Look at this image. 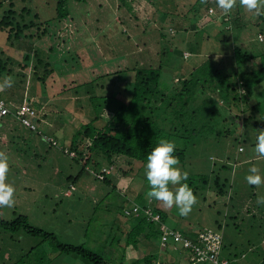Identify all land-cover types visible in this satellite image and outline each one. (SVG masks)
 <instances>
[{
  "label": "rangeland",
  "instance_id": "obj_1",
  "mask_svg": "<svg viewBox=\"0 0 264 264\" xmlns=\"http://www.w3.org/2000/svg\"><path fill=\"white\" fill-rule=\"evenodd\" d=\"M123 1L124 6L118 0H86L81 3L69 0V15L77 16L78 25L85 22V26L90 28L87 32L80 30L78 34H71L70 28H67L71 21L67 18L54 20L57 0H17L16 21L20 24H34L32 30L23 31L27 36L33 35L34 40L22 39V43L13 38L7 40L6 32L0 31V84H3L5 78L10 77L12 80L10 87H3L4 90L0 91V97L16 105L25 97L28 100L31 96H36L37 103L33 106L40 119L37 128L53 137L57 143L53 148L49 147L42 141L41 135L30 132L14 117H7L0 122V153L7 157L9 164L6 183L15 189V203L12 207L1 206V218L9 222L18 216H25L31 226L54 234L62 244L82 246L110 259L118 254L119 246L126 240V233L131 231L127 223L133 221L124 215L123 210L130 208L133 203L139 204L151 199L147 195L149 186L143 168L122 176L118 165L113 167L111 176H108L112 184L110 187L96 181L94 173L107 166L106 163L96 167L88 166V171L74 183V187L69 185V178H75L82 165L62 149L69 147L75 131L82 122H86L85 116L90 118L85 113L77 122L72 119L73 112L80 108L84 112H90L91 108L87 102L88 96L84 98L79 92V98L75 99L80 103L69 105L64 92L71 89L74 81L78 83L80 80H89L94 83L91 85L94 90L89 87L77 91L85 90V94L95 92V101H112L134 82L131 65L143 57L139 54L140 42L129 36L144 38V30L137 29L141 22H137V19H140L143 10L147 11L149 8L141 5L126 7L128 0ZM185 1L186 3L179 5L177 15H189L188 17L195 19L190 23L192 25L185 23L180 17L179 22L182 24L169 25L170 20L165 21L159 43L154 44L153 48L155 51L158 48L167 51L164 62L174 64L166 68L160 78L162 88L173 87L167 89L170 95L178 86L172 83L174 77L185 70L182 65L189 67L193 64L198 67L211 58L216 63L219 62L223 71L233 62L232 50L217 43L215 39V33L222 26L217 13L212 17L206 15L207 0H191V3ZM215 1L217 2L212 0ZM0 2L4 4L0 7L1 18L8 9L9 2ZM209 4L211 7L215 5ZM24 7L26 9L23 11ZM126 8L128 11H125ZM189 8L190 11L184 13V9ZM245 12L242 22L246 29L239 43L248 47L251 42H256L254 46L264 47L263 34V41L257 42L260 40L259 34L253 23L257 16L246 8L243 10ZM43 26H47L48 33L37 38ZM63 40L68 41L67 46L62 43ZM182 40L190 43L195 50L197 48L198 54L190 52L191 56L184 60L181 52L191 51L193 48L183 44ZM33 43L40 64L36 65L35 59L31 58L32 62L27 63L28 69H21L19 64L23 65L22 59ZM34 63L36 69L32 67ZM83 63L84 69L80 76L72 74L71 70ZM46 64L49 65L47 70ZM90 66L94 67L89 70ZM255 67L256 63H249L247 69ZM34 70L38 75H33ZM105 72L111 74L107 76ZM39 78L44 80L39 82ZM192 80L199 81L193 99L195 109L191 107L195 110L191 125L193 129L185 140L182 139L184 146L181 148L184 149L186 158L178 166L187 172V183L197 200L186 216L180 215L175 206L167 208L155 199H151L153 202L155 200L152 205L162 210L169 209L168 214L173 216L166 223L171 228L185 231L187 224H190L194 231L210 228L221 233L224 257L227 258L230 254L244 255L241 259L243 264H250L254 260L255 264H261L264 260V203L259 201L264 198V183L250 185L246 176L252 166L257 167L259 174L264 176V156L255 151L257 131L264 130V91L257 94L262 98L256 108L252 109L253 100L249 99L244 103L238 90L228 92L226 100L223 92L215 93L212 89L203 91L202 74ZM97 85H103L105 89H97ZM249 116L250 122L244 124L243 119ZM165 118H170V114L163 115L159 125L166 124ZM254 122H258L259 126L255 127ZM79 148L80 155L85 159L88 150L86 144L80 143ZM239 148L242 150L239 151ZM75 154L77 157L78 153ZM216 176L219 177V188L223 190V196L218 195L214 184ZM204 181L207 182L206 185ZM154 245L157 249V244ZM129 250L128 248L126 259H135L137 255ZM165 258L167 261L180 259L170 254H166ZM17 260L22 264H86L75 255L60 254L40 237L29 236L23 231L12 233L0 228V264H13ZM182 262L186 264L184 259Z\"/></svg>",
  "mask_w": 264,
  "mask_h": 264
},
{
  "label": "trees",
  "instance_id": "obj_2",
  "mask_svg": "<svg viewBox=\"0 0 264 264\" xmlns=\"http://www.w3.org/2000/svg\"><path fill=\"white\" fill-rule=\"evenodd\" d=\"M19 1L22 2L28 0ZM68 1L69 0H57L56 15L54 17L55 21H61L66 18L69 21L73 20V16L69 15L67 9ZM74 1L81 3L85 2L86 0ZM8 2V9L3 12L0 18V31L6 32L7 40H11L13 38L19 43H22V39H27L30 41L34 40L33 35L27 36L23 34L24 30H32L34 24L32 22L29 24L18 23L16 21L18 16L15 12V3H17V0H8ZM3 6V2H0V7ZM213 7L217 8L218 6L214 5ZM25 9L26 8L24 7L23 11ZM207 10L208 7L205 10L206 13ZM243 10L244 7H241L239 0H236L235 6L228 15L229 21L225 22L222 20V27L218 31L216 30L217 32L215 33L217 35L215 37L217 43H220L222 46L225 45L226 48L232 50L231 56L233 58V62L231 65L229 64L225 70L222 71V66L219 65V62L216 63V61L211 60V58L206 59V61L198 67L194 66L193 64L189 67L186 65L183 66L182 61L181 65L183 68H185V70L181 75L174 77L172 83L174 86H176V84H178V86L172 90L173 94L170 95L168 94L169 91L167 89H172L173 87L166 86L165 88H162L160 83V78L163 71H165L166 68L174 66L172 62L169 64L164 62L167 51H165L163 48H158L153 58H150L152 55L147 54L146 47L141 44L140 46L138 45L142 49L139 51V54L140 57L143 58H139L137 63H132L131 65L134 82L130 84V87L123 89L116 96L117 99L109 97L114 99L112 101H95L97 100L95 92H93L94 94H87V102L90 104L91 108V111L89 112L90 118L85 116V113L88 112H84L81 108L78 109L79 112L85 116L86 122H82L79 129L75 131L72 139L69 142V147L62 149V151L69 156L73 153V160H78V162L82 165V169L80 170L79 174L75 178H69V181L71 182L69 185L71 187H74V183H76L81 178L85 171H88V166L96 167L102 163L107 164V166H103L98 172H95L94 175L96 181L101 182L108 187L112 185L108 179V176H111L113 167L117 165L120 167L119 169L122 176L134 173L135 171H133V169L137 164L139 166H136V172H138L140 168L145 169L144 166L146 163L147 154L159 143L161 139L174 141L176 144L174 155L179 159V163L184 162L186 154L184 149L181 148L184 146L182 144V139L185 140V138L190 135V130L193 129L191 126L193 116L195 115V110H193L195 109V105L193 106V99L196 94L195 91L197 90V84L199 83L198 80H192V78H197L198 76H201V74L204 76V80L202 82L204 86L203 91L206 89H212L215 93L216 91L223 92V96H225L227 100L228 92L234 93L236 90H238L240 97L244 100V103H247V100L251 99L253 100L251 108H256L257 104L260 103V99L262 98L257 94H260L264 91V47H262V45H259V48L254 46L256 42H251L248 47H243L239 43L241 35L246 29V26L243 25L242 22L244 15L246 14V12L243 13ZM232 12L234 13V18H232ZM217 14H219V12ZM19 17L22 18V15ZM35 18L38 19L37 16H35ZM253 23L258 30V34L264 35V15L257 17ZM44 26L41 29L40 34L37 35V38H41L48 33L47 26ZM259 41L260 43L263 41V36L262 40H258L257 42ZM67 42L66 40L62 41L65 46H67ZM182 43L186 44L190 48H193L191 51L183 50V53L181 52L182 58L184 60L188 58L184 56V53H187L188 56H191V53L198 54L199 51L196 48L197 45H195V50L190 43L184 42V40H182ZM33 46H35V43L31 44V47L28 49V53L24 55L22 59L24 60L23 65H21V63L19 64L21 69H28L27 63L28 61L29 63L32 62L31 58H34L36 65H38L40 60H38V54L36 53L37 49H35ZM144 48L145 50H143ZM49 50L52 49L50 48ZM255 50L257 52H255ZM174 51L176 50H173V52ZM0 63H2V60H0ZM249 63L253 65L256 63V67L254 69H247ZM36 65L34 63L32 67L36 69ZM94 66H90L89 70ZM48 68L49 65L46 64L45 69L47 70ZM83 69L84 63L71 71L72 74H78L81 73ZM90 74L91 73L89 71V75ZM104 74L107 75L108 73L105 72ZM33 75H38L35 70ZM43 80V78L38 79L39 82H42ZM93 84L94 83L89 80H80L78 83L74 81L71 89L64 93L67 96H70L72 93H75L77 89L91 87L94 90V88L91 86ZM96 88L105 89V86L97 85ZM253 96L256 97L253 98ZM103 99L105 98L103 97ZM242 99L239 98V100ZM5 102L9 106H12L11 103L7 101ZM22 102L23 100L19 104ZM78 103H80V101ZM10 109L13 111L14 107H10ZM167 114H170V118H165L166 124L163 126L159 125V120H163V115L167 116ZM250 120L251 117L249 116L247 119H243V123L248 124ZM72 123H74V121H72ZM254 126L258 127L259 123L254 122ZM39 132V135L41 136H48L40 130ZM51 138L55 140L53 137ZM42 141L48 144L51 148L56 146L45 139H42ZM80 143H85L88 149L85 159H83V155H80V152L78 151L80 149ZM75 152L78 153L77 157ZM125 161L134 165L132 166L131 170L126 167L127 164ZM120 164H123L124 167ZM219 182V177L216 176L214 179V184L218 189V195L223 196L224 193L223 190L219 188ZM206 184L207 182L204 181V185ZM154 202L151 199L146 201L143 200V203H133L130 208L123 210L124 215L130 217L128 219L133 221L127 223L130 225L131 231L126 233L127 235L125 237L126 240L124 244L122 243L120 246L117 245L120 247V251L118 252L119 255H114L112 259H110V257L103 258L97 253L82 246L64 245L55 237L54 234L31 226L28 223L27 217L25 216H18L9 222L3 221L1 218V206L0 228L4 231L12 233L23 231L29 236L40 237L42 240L48 242L60 254L75 255L78 258L83 259L86 264H155L156 262H159L160 264H183V259L185 260L186 264H190L188 263V257L192 255L190 250H184L181 247L174 249L170 244L166 245L165 247L160 246V235L162 233L160 226L162 224H166L168 226L166 222L169 217L173 215L168 214L169 209L167 211V209L162 210L161 208L153 207L152 204ZM134 208H137V212L133 211ZM147 210H150L154 215H158L159 222L149 220L148 215L145 214V211ZM173 229L177 230L176 228ZM204 229L205 228L199 231L191 230L195 233H189L191 231H177L182 235V237L189 238L195 242L199 232ZM118 243L120 244V242ZM154 244H157V249L155 248ZM128 248L131 249V251L136 252V259H126ZM222 249L218 255L219 261L226 260L227 264H243L242 262L244 261L241 259L244 258V255L238 256L236 254H230L229 257L226 258L222 255ZM166 254L176 255L177 257H180V259L179 261H167L165 258ZM181 258H183L182 261ZM125 260L127 261L125 262ZM249 263L255 264L256 260ZM13 264H22V262L20 263L17 260ZM198 264L213 263L203 262ZM261 264H264V260Z\"/></svg>",
  "mask_w": 264,
  "mask_h": 264
},
{
  "label": "clouds",
  "instance_id": "obj_3",
  "mask_svg": "<svg viewBox=\"0 0 264 264\" xmlns=\"http://www.w3.org/2000/svg\"><path fill=\"white\" fill-rule=\"evenodd\" d=\"M239 3L241 7L254 12L257 17L264 15V0H239ZM235 4L236 0H217V6L225 13H229ZM11 84V78H5L3 84H0V88L10 87ZM257 132L255 151L264 156V130ZM175 150L174 141L161 139L147 154L144 166V176L149 186L147 195L151 199L162 202L167 208L175 206L180 215L186 216L191 211L192 205L196 203L197 197L187 183V172L182 171L178 166L179 159L174 155ZM8 170V159L3 153H0V206L12 207L15 203V189L6 183ZM246 180L250 185H260L264 183V176L259 174L257 167L252 166L249 168ZM259 202L264 203V198Z\"/></svg>",
  "mask_w": 264,
  "mask_h": 264
},
{
  "label": "crops",
  "instance_id": "obj_4",
  "mask_svg": "<svg viewBox=\"0 0 264 264\" xmlns=\"http://www.w3.org/2000/svg\"><path fill=\"white\" fill-rule=\"evenodd\" d=\"M128 1H130V2H128ZM128 1L126 3V7H133V5H141V6H144V8H145V6L149 8V10H147V11L146 10H143L142 12L140 11L142 13V16L140 15L141 16L140 19L136 18L137 20H139L137 22H140V20H141V22L139 23V27H137V29L139 28L140 31L144 30L143 33H142L144 35V38L143 39L142 38L136 39L137 37H131V36H129V37L132 38L135 41L140 42V44L145 46L146 50H147L146 53L152 55V57H150V58H153V56L155 55L156 51L153 49L154 46H152V45H154L156 43L157 44L159 43V38L161 37V33L160 32L162 31V29L164 27L165 21L170 20L169 21L170 23L168 22L169 25L173 24V23H176L178 25V24H182V22H179V17L185 23L189 22V24L192 23L193 20H195V19H192V18L188 17L189 15L188 16H184V14L180 15V16L177 15V13L180 11V10H178L179 5L182 4V3H186L185 0H128ZM118 2L120 3L121 6H124V4H125V1H123V0L122 1L118 0ZM188 2L191 3L192 1L188 0ZM206 3H207L206 7H208L207 13L205 12L206 15H208V16L216 15V13L219 12V13H221V15L218 14V16H219L218 19L220 20V22H219L220 25H222L221 24L222 20L225 21V22L229 21L228 15H229L230 12L229 13H225L224 10L219 8V7L214 9L213 7L209 6L210 5L209 3H211V4L215 3V5H217L216 1L212 2V0H207ZM128 4H130V5H128ZM212 6H214V5H212ZM117 9H119V5L117 6ZM209 9H212L213 13H209L208 12ZM125 11H128L127 8L125 9ZM189 11H190V8H189V10H185L184 9V13L185 12H189ZM170 15H172L171 18H169ZM76 20H77V16L73 15V20L71 21L72 23L69 22V24L67 26L68 29L69 28L71 29L69 31L71 34L72 33L78 34L80 30H82L84 32H87L88 29H90V28H87L85 26V22H81V26H80V25H78ZM118 21H120V19ZM196 21L198 22V19ZM120 25H121V23H120ZM191 25L192 24H190V26ZM194 26H197V25L194 24ZM171 32L172 31H170V33ZM145 34H147V35H145ZM141 37H143V36L141 35ZM155 38H158V39L156 40ZM140 50H142V49L139 48V51ZM143 50H145V48ZM77 75L80 76V73H78ZM130 86L131 85L129 84V87ZM1 90H4V88L3 87L0 88V91ZM102 90H104V88ZM79 92L82 94V96L84 98H85V96H87V94H85L86 93L85 90L84 91H82V90L81 91H75V93H72L70 96H67V100L69 102V105H72L74 103H76V105L78 104L79 100L75 99V97L79 98V97H77V94ZM25 98H23V99H25ZM44 98H46V97H44ZM28 101L30 102V104L34 105L35 103H37V97L36 96H31V99L28 98ZM9 103H11V102L9 101ZM18 104H16V105H18ZM88 114H89V112H88ZM83 117L84 116L79 111L73 112V114H72V119H76L77 122H78V120L80 118H83ZM45 124H47V123H45ZM125 162L127 164L126 167H128L131 170L132 166H134V165L131 164L130 162H127V161H125ZM136 166L138 167L139 165L137 164ZM136 166H134V167L136 168ZM123 167H124V165H123ZM135 168L133 169V171H136ZM143 170H145V169H143ZM192 229H193V227L190 224H187V229L185 231L188 232V231H191ZM192 231H194V230H192ZM192 231L189 232V233H195V232H192ZM130 251H131V249L129 250V252ZM131 253H136V252L131 251Z\"/></svg>",
  "mask_w": 264,
  "mask_h": 264
},
{
  "label": "built area",
  "instance_id": "obj_5",
  "mask_svg": "<svg viewBox=\"0 0 264 264\" xmlns=\"http://www.w3.org/2000/svg\"><path fill=\"white\" fill-rule=\"evenodd\" d=\"M208 12L213 13V10L209 9ZM259 39L262 40L261 35H259ZM184 56L188 57V54L184 53ZM241 92L244 93L243 91ZM10 107H14V110L11 111ZM8 116L14 117L21 124V126L28 129L30 132L40 134L37 128V123L39 121L38 113L26 98L23 99L21 104H12V106H9L5 100L0 98V122ZM41 138L51 142L53 145L57 144L50 136H41ZM241 150L242 149L239 148V151ZM70 155L73 156V153ZM133 211L137 212V208H134ZM126 213L129 214L128 212ZM145 214L148 215L149 220L159 222V216L154 215L150 210L145 211ZM160 230L162 232L160 235V246L165 247L170 244L174 249L181 247L184 250H190L192 255L188 257V263L198 264L203 262H212L213 264H227L226 260L219 261L218 259V255L222 249L221 233L210 228H205L199 232L196 241L193 242L189 238L182 237L177 230H174L166 224H162L160 226ZM155 264L160 263L156 262Z\"/></svg>",
  "mask_w": 264,
  "mask_h": 264
}]
</instances>
